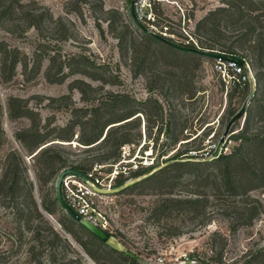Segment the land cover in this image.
<instances>
[{"label": "rangeland", "instance_id": "rangeland-1", "mask_svg": "<svg viewBox=\"0 0 264 264\" xmlns=\"http://www.w3.org/2000/svg\"><path fill=\"white\" fill-rule=\"evenodd\" d=\"M37 2L49 9L54 18L60 17L71 37L62 41L52 40L39 36L34 28L15 37L0 25V40L19 48L28 56L30 64L41 42H47L50 49L59 51L65 60L71 56L85 55L96 65L91 70L101 79L92 80L76 74L62 83H50L44 77L47 59L42 61L40 71L31 78L23 76L18 65L11 81H0L2 125L7 138L1 153L8 147H19L14 132L29 123L25 118L10 120L7 117L5 102L9 96L24 98L31 108L39 112L41 123L46 124V128H52L55 124L64 125L71 118L74 108L77 111L73 118L81 121L90 119L98 105H101L100 113L103 115L111 108L118 114L133 109L135 115H139L134 119L137 126L128 130L133 136V144L124 145V149L121 147L120 160L116 161L118 171L125 172L119 178H125L124 184H128L152 173L157 166H163L177 147L184 151L187 146L180 143L192 138L194 140L190 146L198 148L204 144L206 148L189 151L188 154L196 160L208 158L232 116L228 112L233 110L235 113L244 102L247 109L255 103L253 98H259L256 84H245L226 91L214 71L212 58L185 54L160 41L141 40V33L133 27L129 18L132 8L143 28L181 45L202 49L212 46L236 49L238 31L234 28L217 27L216 31L211 32L196 28V23L209 11L223 5L222 0H152L153 20L140 18L133 7V0ZM100 2L103 10L98 6ZM108 9H116L118 14L109 15L104 11ZM112 22L114 30L110 26ZM123 25H127L131 34L127 35L124 49H120L115 36L125 28ZM46 32L52 34V31ZM244 54L249 63L252 61L256 72L254 59L248 52ZM74 78H81L91 86L85 88L83 96L77 88H69ZM62 95L69 98L61 99ZM112 95H118L115 107L110 106ZM245 116L246 113L230 125L223 138L221 153L230 154L239 145V140L234 141L230 136L242 128ZM251 127L264 134V119L257 118ZM212 134L214 136L210 138ZM174 138L175 149L172 148ZM58 150L65 162H57L56 165L68 166L72 162L87 165L101 156L106 148L97 146L86 149L74 141L71 145L58 147ZM249 153L252 154V151ZM22 158L30 179L35 182L33 159L26 154H22ZM107 169L105 165L99 171L103 177ZM133 170H142L141 176H131ZM60 171L42 185L40 193L34 190L35 197H42L46 201L54 199L55 181ZM137 190L121 191L119 187H113L94 201L109 220L112 237L124 249L133 252L142 264H264V186L250 192L253 200L220 194L210 196L204 209L195 207L190 214L177 210L161 215L153 211L164 196L185 198L205 189L200 187L198 181L191 182L184 175L175 184L163 189L162 192L169 191V194L152 191L137 194ZM6 203L0 195V264H67V260L73 256L71 249L64 245H49L51 237L48 229L34 215L28 228L26 225L19 226L21 221ZM258 203L262 209L250 225L231 228L237 222V216L244 213L245 204L252 208L258 207ZM51 206L52 214L44 215L54 229L67 238L57 224H68V215L59 204ZM205 217L210 218L207 224L202 223ZM213 232L220 235L213 236ZM69 237L68 241L77 249L78 246ZM82 238L86 240L85 236ZM101 257L104 264H112L113 261L104 254ZM81 264L95 263L83 255Z\"/></svg>", "mask_w": 264, "mask_h": 264}, {"label": "trees", "instance_id": "trees-1", "mask_svg": "<svg viewBox=\"0 0 264 264\" xmlns=\"http://www.w3.org/2000/svg\"><path fill=\"white\" fill-rule=\"evenodd\" d=\"M222 3L223 5L216 7L202 17L196 23V28L211 32L216 31L215 28L217 29V27L229 26L238 31L236 49L212 46L207 47L210 48L207 50L231 53L239 57H245V51L248 52L256 63V72L252 61L250 64L255 72V84L259 98H253L255 103L246 109L242 128L230 136L234 141L239 140V145L232 153H220L217 158L212 160H207V158L196 160L188 152L203 150L206 145L203 144L202 147L194 148L190 146V142L194 140L192 138L180 143L187 146L184 151H180V146L175 147L176 138H174L172 148L176 149L171 157L165 161L163 166H157L152 173L141 176L142 170H133L131 176L141 177L124 184L125 178H119L123 174L118 172L114 180V187H119L121 191H133L138 188L137 194H144L147 191L169 194V191L162 192L163 189L175 184L184 175H187L191 182L198 181L200 187L205 189L202 192H193L192 195L185 198L164 196L153 211L158 215L177 210L187 211L190 214L195 207L204 209L210 196L220 194L253 200L250 197V192L264 186V134H260L256 129L252 130L251 127L252 122L257 118L264 119V0H222ZM98 6L103 10L102 2ZM104 11L109 15L118 14L116 9ZM129 18L133 27L141 33V40L162 42L146 29H142L132 13L129 14ZM0 25L6 32L15 37H20L29 28H34L39 36L48 37L52 40L62 41L71 37V33L60 17L54 18L49 9L38 3L37 0H29L28 2L0 0ZM112 25L113 22L110 26L114 30ZM122 27L125 28L115 36L118 39L120 49H124L127 35L131 34L127 25ZM46 31H52V34L49 35ZM180 51L199 57V55L186 50ZM31 59L32 63L30 64L28 56L19 48L10 46L5 40H0V81L3 83L11 81L16 74L18 65L21 66L22 75L31 78L40 71L44 59L48 61L44 77L50 83H62L69 76L76 74L89 77L92 80L101 79L92 72L91 69L96 65L85 55L71 56L65 60L59 51L50 49L47 42L38 44ZM86 87L91 88L89 83L81 78H74L69 86L70 89L77 88L82 96ZM110 97V106L115 107L118 95ZM65 98H69V96H61V99ZM62 105L65 106L67 103ZM101 108V105L96 106L93 109V115L86 121L73 118L76 117L74 112L77 111L74 108L71 118L64 125L55 124L52 128H46V124L41 123L39 112L31 108L24 98L9 96L5 102L7 117L10 120L25 118L29 123L14 132V138L19 147H8L1 153L2 148L7 143V138L2 125L3 106L0 100V195L5 198L6 204L13 209V213L21 221L19 226L24 227L26 225L28 228L31 225L29 224L30 218L34 215L46 225L51 237L49 245L53 247L64 245L71 249L73 256L67 260V264H81L83 257L81 250L95 264H104L101 254L112 260V264H142L135 255H125L101 242L81 224L67 216L68 224L59 223L81 250L73 248L68 239L54 229L40 209L41 206L46 214H52L51 205L58 204L56 197L46 201L40 197V194V199L34 194V190L35 192L38 190L40 193L42 185L48 182L59 170L72 169L86 176L95 165L97 171L102 170L106 165L108 167L107 172H110L116 161L120 160L121 147L126 144H133V136L128 130L138 124L134 120L139 118V115H135L136 111L130 109L118 114L111 108L109 112L104 111L105 114L103 115L102 112L100 113ZM228 113L229 115L234 114L233 110ZM76 128L77 133L75 134ZM207 134L206 132L204 136L206 137ZM213 136L214 134L210 138ZM74 141L76 145L86 149L101 146L105 147L106 150L95 161L87 165L72 162L73 164L68 166H57V162H65L58 147L71 145ZM250 150L252 154L249 153ZM22 154H26L34 161L35 182L30 179L27 173ZM101 161L112 162L102 164ZM210 190L212 192L208 193ZM245 205L244 213L237 216V222L231 228L235 229L238 225H250L262 209L260 203H258V207L252 208L247 204ZM209 220L210 218L205 217L202 223L207 224ZM109 234L111 235L112 232ZM212 235L220 234L213 232ZM82 236H85L86 240ZM221 237L223 238V236ZM188 262L189 260L186 261V263Z\"/></svg>", "mask_w": 264, "mask_h": 264}, {"label": "built area", "instance_id": "built-area-1", "mask_svg": "<svg viewBox=\"0 0 264 264\" xmlns=\"http://www.w3.org/2000/svg\"><path fill=\"white\" fill-rule=\"evenodd\" d=\"M151 4L152 0H133V7L139 17L153 20ZM241 58L243 59L241 66L232 61L214 60V71L218 74L226 91L229 88H239L245 84L255 85L256 79L251 64L245 57ZM124 147L122 146L123 149ZM118 172L125 173L124 170L118 171L117 164H114L112 170L107 172L104 177L101 172L97 171L96 166L84 176V180L75 175L65 176L61 183L63 201L81 217L99 228L111 232L109 220L98 209L94 200L101 193L108 192L114 187V180Z\"/></svg>", "mask_w": 264, "mask_h": 264}, {"label": "water", "instance_id": "water-1", "mask_svg": "<svg viewBox=\"0 0 264 264\" xmlns=\"http://www.w3.org/2000/svg\"><path fill=\"white\" fill-rule=\"evenodd\" d=\"M131 12L133 14V17L135 18V15L133 13V9L132 8H131ZM136 21H137V19H136ZM137 24L142 29H146V28H143L138 21H137ZM148 32H150V31H148ZM150 33H152L157 39L161 40L162 42H164L167 45L172 46V47H174L176 49L193 52V53L201 55V56L212 58L213 60L220 59V60H223V61L235 62L239 66L243 65V59L241 57H239V56L234 55V54L222 53V52L202 49V48H198V47H190V46H186V45H181V44H178V43L172 41L171 39H169V38H167L165 36H161V35L155 34L153 32H150ZM245 111H246V102H244L242 104V106L231 116V118L229 119V121L226 124V127H225V130L223 132L222 137L218 140L214 150L212 151L211 155L207 158V160H212V159H215V158H217L219 156V154L221 153L220 150H221L223 138L226 136L230 125L236 119L241 118V116L243 114H245ZM104 134H105V131H104ZM67 175H75V176L80 177L83 180L85 179V177L81 173H79V172H77L75 170H72V169H64V170L60 171V173L58 174V176L56 178V181H55V197H56V200H57L58 204L63 209V211L68 216L73 218L76 222L81 224L86 230H88L93 236H95L101 242H103V243H105V244L117 249L118 251L122 252L125 255L134 256L135 254L133 252H131L130 250L124 249L123 246L120 243H118L107 231L99 228L98 226L94 225L93 223H91L87 219H85V218L81 217L80 215H78L70 206H68L63 201L62 196H61V183H62L63 178L65 176H67ZM40 209L42 210V212L44 214H46L41 206H40ZM57 226L62 231H64L59 224H57ZM65 234H66L67 238L69 239L70 238L69 235H67L66 232H65ZM73 243L76 244L75 242H73ZM78 249L81 250L79 247H78ZM81 252H82L83 255L86 256V254L82 250H81Z\"/></svg>", "mask_w": 264, "mask_h": 264}]
</instances>
